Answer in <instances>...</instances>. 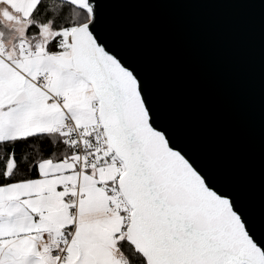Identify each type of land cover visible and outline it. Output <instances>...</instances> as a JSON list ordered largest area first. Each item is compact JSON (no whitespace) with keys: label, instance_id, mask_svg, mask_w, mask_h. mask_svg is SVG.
<instances>
[{"label":"snow or ice","instance_id":"1","mask_svg":"<svg viewBox=\"0 0 264 264\" xmlns=\"http://www.w3.org/2000/svg\"><path fill=\"white\" fill-rule=\"evenodd\" d=\"M97 8L0 0V264H264L230 197L153 125Z\"/></svg>","mask_w":264,"mask_h":264},{"label":"water","instance_id":"2","mask_svg":"<svg viewBox=\"0 0 264 264\" xmlns=\"http://www.w3.org/2000/svg\"><path fill=\"white\" fill-rule=\"evenodd\" d=\"M163 131L264 240V0H97Z\"/></svg>","mask_w":264,"mask_h":264},{"label":"trees","instance_id":"3","mask_svg":"<svg viewBox=\"0 0 264 264\" xmlns=\"http://www.w3.org/2000/svg\"><path fill=\"white\" fill-rule=\"evenodd\" d=\"M48 145L46 140L29 141L26 145L17 146V159H21L24 153H27L30 157L36 155L42 149H45ZM2 149H0V155H2ZM23 170V166L21 167Z\"/></svg>","mask_w":264,"mask_h":264}]
</instances>
